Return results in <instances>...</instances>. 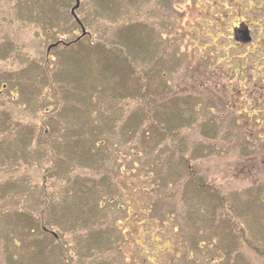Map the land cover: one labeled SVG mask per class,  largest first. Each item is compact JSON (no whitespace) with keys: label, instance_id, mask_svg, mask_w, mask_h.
Segmentation results:
<instances>
[{"label":"rangeland","instance_id":"1","mask_svg":"<svg viewBox=\"0 0 264 264\" xmlns=\"http://www.w3.org/2000/svg\"><path fill=\"white\" fill-rule=\"evenodd\" d=\"M78 1L0 0V264H264V0Z\"/></svg>","mask_w":264,"mask_h":264},{"label":"trees","instance_id":"2","mask_svg":"<svg viewBox=\"0 0 264 264\" xmlns=\"http://www.w3.org/2000/svg\"><path fill=\"white\" fill-rule=\"evenodd\" d=\"M122 63V62H121ZM131 63V62H130ZM8 84L6 83V82H4V84H3V87H5V89H7L8 88ZM50 89L52 88V86L51 87H49ZM36 89V88H35ZM52 90H54L53 88H52ZM59 91H61L60 89H59ZM31 101V98H28L25 102H30ZM54 104H56L57 106H60L58 109L56 108V110H60L61 112L63 111V116H64V112H66V107L64 106V105H61V101H56ZM56 105H54V106H56ZM47 104L44 106V108H43V110L45 111V109H48L47 108ZM47 111V110H46ZM54 115V117H56L55 116V114H52L51 113V117ZM48 117H49V115H48ZM48 120H49V118H47V122H48ZM42 125H43V130H44V137H46L47 135H49V130H48V125L46 124V122H43L42 123ZM44 125H46V126H48V127H44ZM164 127V126H163ZM50 128V127H49ZM167 128V127H166ZM45 129H47L48 131H46ZM51 129V128H50ZM4 130H5V128L4 129H2L1 130V133L2 132H4ZM61 130L63 131V129L61 128ZM69 132L67 131V130H65V131H63V132H61L60 133V137L61 136H63L62 137V140H60V141H58L59 143L58 144H60V145H62L63 147H60V148H65L66 150H68L67 152H69V153H73V154H75V150H74V145H70V143H68V138H69ZM42 138V137H41ZM65 140H67V142L65 141ZM43 143H44V145H45V151H44V154L47 156L48 155V158H47V160H50L51 162L55 159V158H62V155L63 154H60V153H55L54 152V150H53V147H52V143H50V142H48V143H46L45 142V140L44 141H42ZM57 142V141H56ZM70 142V141H69ZM59 148V149H60ZM59 149H57V150H59ZM28 155H29V153H27ZM68 158V157H67ZM52 170H57L56 169V167H54L53 165H52V168H51V171ZM50 171V172H51ZM49 172V171H48ZM63 178H64V176H63ZM62 178V179H63ZM65 180H66V182L67 183H72V184H77V182H75V181H71V179H70V177L69 178H64ZM193 184H194V186L196 187V184H197V181H194L193 180ZM39 187H41V190L40 191H38L37 189L34 191V195H37V194H40L41 196H43V193L46 191V188L42 185V186H39ZM200 187H202V186H200ZM33 191V190H32ZM32 191H31V193H32ZM45 201H47L48 200V197L46 198V199H44ZM259 253V252H258ZM226 260H229V258L228 257H224V259L221 261L222 263L224 262V261H226ZM229 262H230V260H229ZM222 263H220V264H222ZM233 263V262H232ZM229 264V263H228Z\"/></svg>","mask_w":264,"mask_h":264},{"label":"water","instance_id":"3","mask_svg":"<svg viewBox=\"0 0 264 264\" xmlns=\"http://www.w3.org/2000/svg\"><path fill=\"white\" fill-rule=\"evenodd\" d=\"M79 6V1L78 0H75V5L74 7L71 9V14L74 16V18L76 19V21L80 24L81 26V23L79 22L77 16L75 15V9ZM81 29H82V35L85 34L84 32V29L83 27L81 26ZM234 38L236 41L238 42H242V43H247L250 41L251 37H250V34H249V29H248V26L245 25V24H240L239 27L235 28V31H234Z\"/></svg>","mask_w":264,"mask_h":264},{"label":"flooded vegetation","instance_id":"4","mask_svg":"<svg viewBox=\"0 0 264 264\" xmlns=\"http://www.w3.org/2000/svg\"><path fill=\"white\" fill-rule=\"evenodd\" d=\"M248 26V25H247ZM249 27V26H248ZM251 30H250V27H249V32H250ZM250 36H251V32H250ZM251 39H252V37H251ZM251 39H250V41H251ZM241 44V43H240Z\"/></svg>","mask_w":264,"mask_h":264}]
</instances>
